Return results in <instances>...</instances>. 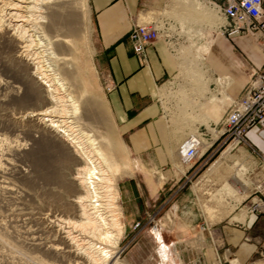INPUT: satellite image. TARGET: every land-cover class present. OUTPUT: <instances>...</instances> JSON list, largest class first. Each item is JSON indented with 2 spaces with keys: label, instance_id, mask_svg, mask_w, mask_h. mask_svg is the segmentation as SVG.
<instances>
[{
  "label": "rangeland",
  "instance_id": "374dc122",
  "mask_svg": "<svg viewBox=\"0 0 264 264\" xmlns=\"http://www.w3.org/2000/svg\"><path fill=\"white\" fill-rule=\"evenodd\" d=\"M91 1H77L80 17L71 26L62 24V40L70 53L71 62L67 66L69 82L73 94L78 97L82 119L89 124L87 126L95 136L105 142L109 158L119 163L113 177L120 195L118 215L124 234L117 258L129 264H171L159 253L161 241L155 240V223L151 226L146 224L147 228L139 222L131 226L127 224L134 217L137 201H134L136 192L129 190L126 198L123 187L133 178H144L148 174L142 172L149 170L138 159L131 157L117 136L107 110L104 99L105 63L100 54ZM191 2L148 0L144 6L147 22L157 27L174 49L173 53H179L178 58L181 57L178 74L163 86L161 98L168 118L178 124V131L190 136L199 128L203 131L211 129V121L216 122L217 129L221 130L228 113L224 94L217 85V76L212 73L209 52L213 36L218 31L224 33L220 29L226 22L220 14L216 16L212 6L204 4L201 6L207 12L206 16L215 21V25L218 24L217 27L209 26L207 20L196 15L194 8L188 5ZM14 64V54L5 46L0 35V80H9V67ZM7 90L0 88V99L6 98ZM24 109L25 106L14 98L0 101V158L9 148L24 145L23 150L7 151L11 165L8 171L0 172V184L6 182L13 188L7 193L0 190V239L4 241H0V264H35V258L45 264H76L67 252L60 231L70 232L77 240L89 239L93 233L90 229L85 232L74 225L78 220L71 204L75 192L48 181L43 174V165L58 168L66 183L75 175L79 165L54 156L52 148L38 150L31 138V130H36L34 124L18 123L14 119ZM199 124L206 125L200 127ZM228 145L221 146L220 143L213 158L202 163L200 172L192 182H187L185 190L192 193L188 228L184 224L181 227L180 206H175L173 214L166 219L164 207L157 214L166 226L163 232L159 231L162 233L161 240L176 264H264V224L260 236L247 234L237 245L236 250L246 244L253 245V253L246 258L229 253L223 240L214 233L228 222L236 225L244 223L246 217L252 214L250 208L254 202L264 194V160L247 144L229 148ZM83 164L90 166L87 161ZM176 166L185 167L181 162ZM21 168L26 170V176H21ZM61 207L67 210L61 212ZM52 224L54 227H51ZM182 233L185 236L189 234L190 238H182ZM93 239L99 246L100 242ZM50 245H56L59 250L48 252L45 249Z\"/></svg>",
  "mask_w": 264,
  "mask_h": 264
},
{
  "label": "crops",
  "instance_id": "0c3cea01",
  "mask_svg": "<svg viewBox=\"0 0 264 264\" xmlns=\"http://www.w3.org/2000/svg\"><path fill=\"white\" fill-rule=\"evenodd\" d=\"M210 1L192 0L188 5L194 8L196 15L206 19L209 26L217 27L218 24L215 25V21L206 16L207 12L201 6L204 4L212 6L217 16L219 12ZM91 2L100 54L105 63L104 99L107 110L117 136L131 157L138 159L146 170H149L147 173L142 172L148 174L144 178H133L123 187L126 198L128 191L132 189L136 192L134 201H137L134 205L137 208L134 217L127 224L131 226L139 222L145 228L146 224L151 226L155 223L158 231L163 232L166 226L158 217V212L164 207L166 219L173 214L175 206H180L181 227L183 228L184 224L188 228L191 222L189 211L192 193L185 190L188 185L185 183L186 177L191 178L192 182L200 172L202 163L213 158L216 149L223 142L221 131L217 129L216 122H209L211 129H206L207 136L204 139L206 147L202 146L194 162L182 163L178 154L179 148L190 135L178 131V124L168 118L161 98L163 86L178 74L181 62L178 58L179 53L174 54V49L160 34L147 46L145 64H142L135 55L129 34L137 24H151L147 22L148 15L144 13V6L148 0ZM209 52L212 73L217 76V85L224 94L228 111L230 99L239 98L244 94L253 72L264 69V51L251 34L227 35L218 31L213 36ZM205 125L199 124L200 127ZM245 144L257 151L264 160V130L258 126L252 127L242 146ZM179 161L185 165L183 171L178 170L179 167L176 166L180 164ZM130 206L132 207V204ZM263 224L264 213L251 214L241 225L228 222L218 227L214 233L216 232L217 237L223 240L229 253L236 256L244 255L246 258L253 253V245L246 244L245 247L236 250L237 245L247 234L251 237L259 235ZM154 231L155 235L157 230ZM160 234L162 235L161 232ZM181 237L190 238L189 234L185 236L184 233ZM162 246L159 253L164 256L168 249L164 242Z\"/></svg>",
  "mask_w": 264,
  "mask_h": 264
},
{
  "label": "bare ground",
  "instance_id": "6f19581e",
  "mask_svg": "<svg viewBox=\"0 0 264 264\" xmlns=\"http://www.w3.org/2000/svg\"><path fill=\"white\" fill-rule=\"evenodd\" d=\"M77 1L0 0V35L5 46L14 54L15 61V64L9 67V80H0V88L8 89L7 95L4 96L6 98H1L0 101L4 102L9 97L25 106V111L14 116V119L18 123L34 124L36 130H31V138L39 151L52 148L55 152L54 156L79 165L68 183L64 181L58 168L53 165H43V174L48 181L75 192L71 204L75 208L74 214L78 220L74 225L85 232L90 229L91 234L93 233L89 239L77 240L70 232L60 231L68 248L67 252L74 262L129 264L122 263L117 258L119 243L124 234L118 215L121 208L118 203L120 195L113 177L119 169V163L109 158L106 154L105 142L102 143L87 126L89 124L83 121L78 97L73 94L69 82L67 66L71 62V57L67 52V45L62 40V24L71 26L80 17ZM203 147H206L205 141ZM23 149L24 145L21 144L17 148L8 150L13 152ZM7 151L3 152L0 158L2 173L8 171V166L11 165ZM226 153L227 151L222 155L225 156ZM95 156L97 158H94ZM84 161L90 166L83 164ZM180 168L179 170L183 171ZM20 174L26 176V170L21 168ZM95 179H98V182L107 179L109 183L115 185L110 204L114 210H117L116 215L113 214L110 219L102 210L97 209L102 204L106 205L103 203L105 201L103 197L98 198V201H101L99 204L93 203L97 200L93 198L97 196L92 194L91 186L95 192L101 187L96 188L98 182ZM80 185L83 189L78 187ZM0 190L7 193L12 192L13 188L3 182L0 184ZM59 210L64 212L67 209L61 207ZM51 227H54V224ZM154 236H156L155 240L161 241L162 246L163 239L158 229ZM93 238L100 242L99 246ZM0 241L4 242L1 239ZM45 250L56 253L59 248L50 245ZM164 258H168L171 264H176L171 252H167ZM35 259L37 262L33 263L45 264L44 261Z\"/></svg>",
  "mask_w": 264,
  "mask_h": 264
},
{
  "label": "built area",
  "instance_id": "2783aa9c",
  "mask_svg": "<svg viewBox=\"0 0 264 264\" xmlns=\"http://www.w3.org/2000/svg\"><path fill=\"white\" fill-rule=\"evenodd\" d=\"M210 3L226 22L221 27L225 34H251L264 51V0H211ZM159 36L160 32L153 24H137L131 30L129 34L131 46L142 64L147 62V46ZM223 125L220 130L221 136L224 137L221 146L229 143L228 148L246 142L247 133L254 126L264 130V69L253 72L252 79L241 97L230 99L229 110ZM206 136L207 132L200 129L184 141L179 148V157L182 163L190 164L198 158ZM107 179H104L103 182H98V179H95L98 182H96L98 184L96 188L101 187L97 189L98 192H95L91 186V191L94 196H97V198H93L97 199L93 202L96 205L101 202L98 201V198L105 199L103 203L106 205L100 204L101 206L97 209L102 210L105 216L110 219L113 214L116 215L117 209L114 210L110 204L111 193L114 192L115 185L109 183ZM190 179L186 177L185 183ZM254 203V206L250 208V213H264V194ZM153 227L155 230L158 229L157 224H154Z\"/></svg>",
  "mask_w": 264,
  "mask_h": 264
}]
</instances>
